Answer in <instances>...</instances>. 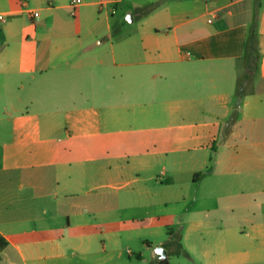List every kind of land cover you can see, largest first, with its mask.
Segmentation results:
<instances>
[{
    "label": "crops",
    "instance_id": "1",
    "mask_svg": "<svg viewBox=\"0 0 264 264\" xmlns=\"http://www.w3.org/2000/svg\"><path fill=\"white\" fill-rule=\"evenodd\" d=\"M72 1L0 0V259L12 247L23 264H116L103 242L118 236L125 183L148 207L206 181L215 203L192 230L223 224L226 264L264 262V220L233 210L264 208V0H169L172 26L117 42L108 23L109 49L83 46L70 18L115 1Z\"/></svg>",
    "mask_w": 264,
    "mask_h": 264
},
{
    "label": "rangeland",
    "instance_id": "2",
    "mask_svg": "<svg viewBox=\"0 0 264 264\" xmlns=\"http://www.w3.org/2000/svg\"><path fill=\"white\" fill-rule=\"evenodd\" d=\"M84 1L89 2L90 0ZM101 1L104 2L105 0ZM114 1V4L108 6L92 7L85 5L81 7L80 9L95 10L93 19L88 21L85 19L78 20V16L70 18L72 28L78 34L83 46L94 45L102 41L103 44L99 49H109L108 23L112 26L114 32L112 34L116 36L115 41L117 42L136 35L141 29L149 30L158 27L164 30L166 26H172L169 16L164 15V8L170 3L169 0ZM112 8L115 10L113 14ZM128 13L133 15L134 21L132 23L125 21ZM193 16L189 15L187 18ZM98 17L101 19L100 23H98ZM98 24L101 25L98 31L100 37L96 38L89 31H92ZM85 53L86 51H82L75 56L77 58ZM247 73L246 70L241 73V83L245 81ZM159 171L160 169H157L155 175L160 176ZM84 184L86 188L91 186L89 181ZM147 184L154 187L156 194H163V190L167 189L166 186H162L157 177ZM165 184L164 181L163 185ZM136 186L133 182L125 183L123 186L121 192L124 200L116 212L117 219L122 221L119 225L118 236L108 238L103 242L106 244L108 253L116 254V258H114L116 264H158L159 260L156 255L158 248L167 251L169 264H226L231 260L232 257L222 253L216 246L218 239L213 230L218 226H223V224H212L209 228L212 232L208 233L206 229L203 235L192 230L195 225L191 223V220L201 217L203 212L207 210V205H211L212 208L215 203L213 200H208V203L203 201L207 190L206 181L201 182L199 186H192L188 189L186 202L171 201L164 203L157 201L148 207L144 206L140 201L142 198L133 192ZM194 196H197V200L194 199ZM259 203H253V206L246 209L233 207L235 210L234 217L239 218L240 215L246 214L253 220H264V208L260 207ZM236 204L238 201L230 202L227 205L234 206ZM229 211L221 209L220 213L226 215L230 213ZM85 215L89 217L91 214L86 213ZM103 220L109 222L110 217ZM0 264H23V262L19 254L12 247H9L7 249V261L1 258ZM257 264H264V262Z\"/></svg>",
    "mask_w": 264,
    "mask_h": 264
},
{
    "label": "trees",
    "instance_id": "3",
    "mask_svg": "<svg viewBox=\"0 0 264 264\" xmlns=\"http://www.w3.org/2000/svg\"><path fill=\"white\" fill-rule=\"evenodd\" d=\"M258 54H259L258 52V30H257V23L255 21L249 33V37L247 40V46H246L245 60H246L248 71H253L255 65L257 64ZM246 76L248 77L247 74ZM242 96H243V91L240 90L238 94V99L240 100ZM233 116H234V119L237 117V111H235ZM158 264H169V262L168 260L159 261Z\"/></svg>",
    "mask_w": 264,
    "mask_h": 264
},
{
    "label": "water",
    "instance_id": "4",
    "mask_svg": "<svg viewBox=\"0 0 264 264\" xmlns=\"http://www.w3.org/2000/svg\"><path fill=\"white\" fill-rule=\"evenodd\" d=\"M125 21L127 23H132L133 22V16H132L131 13L127 14V16L125 17ZM156 255H157L159 261H165V260L168 259V253L163 248H158L157 251H156Z\"/></svg>",
    "mask_w": 264,
    "mask_h": 264
},
{
    "label": "built area",
    "instance_id": "5",
    "mask_svg": "<svg viewBox=\"0 0 264 264\" xmlns=\"http://www.w3.org/2000/svg\"><path fill=\"white\" fill-rule=\"evenodd\" d=\"M81 3H82V0H73L71 4H72L73 7H75V6H77V5L81 4ZM31 13H32L34 18H36V19L39 18V13L37 11H32ZM2 17H3V15H0V19Z\"/></svg>",
    "mask_w": 264,
    "mask_h": 264
}]
</instances>
